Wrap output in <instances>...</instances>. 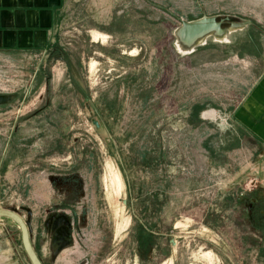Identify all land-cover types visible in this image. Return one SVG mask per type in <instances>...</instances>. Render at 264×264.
<instances>
[{
	"label": "rangeland",
	"instance_id": "rangeland-1",
	"mask_svg": "<svg viewBox=\"0 0 264 264\" xmlns=\"http://www.w3.org/2000/svg\"><path fill=\"white\" fill-rule=\"evenodd\" d=\"M166 1L71 0L54 44L0 50V208L43 264H264V143L231 119L264 0H224L251 23L188 54ZM0 264H32L11 218Z\"/></svg>",
	"mask_w": 264,
	"mask_h": 264
},
{
	"label": "crops",
	"instance_id": "crops-1",
	"mask_svg": "<svg viewBox=\"0 0 264 264\" xmlns=\"http://www.w3.org/2000/svg\"><path fill=\"white\" fill-rule=\"evenodd\" d=\"M70 1L0 0V50H41L54 44ZM236 1L232 6H239V0ZM251 2L254 5L256 0L249 1V5ZM166 3L168 8L180 10L181 18L187 22L204 16H223L224 0H167ZM231 119L234 129L264 143V69L233 109Z\"/></svg>",
	"mask_w": 264,
	"mask_h": 264
},
{
	"label": "water",
	"instance_id": "water-1",
	"mask_svg": "<svg viewBox=\"0 0 264 264\" xmlns=\"http://www.w3.org/2000/svg\"><path fill=\"white\" fill-rule=\"evenodd\" d=\"M229 19V16L220 19L217 16H204L194 21L184 22L174 32L176 36V44L177 39L181 40L186 46L188 45L191 47V50L189 51L191 53L197 46L203 44L204 41L199 42L200 39L204 38V40H206L210 36L216 37L215 33L220 34L221 36L218 38L223 39L226 37L227 32L243 29L251 23L250 21H233L229 27H223V22ZM0 217L11 218L18 223L25 251L32 264H43L31 243L27 223L24 218L18 212L5 208H0Z\"/></svg>",
	"mask_w": 264,
	"mask_h": 264
},
{
	"label": "bare ground",
	"instance_id": "bare-ground-1",
	"mask_svg": "<svg viewBox=\"0 0 264 264\" xmlns=\"http://www.w3.org/2000/svg\"><path fill=\"white\" fill-rule=\"evenodd\" d=\"M96 33V32H95ZM94 34V33H93ZM215 35H216V37L218 38V37H220L221 35L220 34H217V33H215ZM203 41H205L204 40V38H202V39H200V41L199 42H203ZM177 47H178V49L182 52V53H184V54H188V53H190L189 51L191 50V47L190 46H186L181 40H179V39H177ZM113 172V171H112ZM111 172V173H112ZM110 178V177H109ZM112 179H111V181H112V184H114V187L115 186H117L118 187V190L116 191V194H119V190L121 191V189H122V186H123V183H122V180H121V178H120V176L118 175V174H116V173H112V177H111ZM110 181V180H109ZM111 184V185H112Z\"/></svg>",
	"mask_w": 264,
	"mask_h": 264
}]
</instances>
